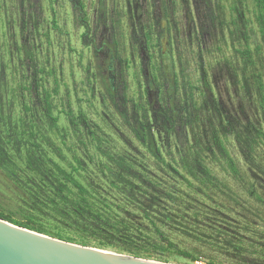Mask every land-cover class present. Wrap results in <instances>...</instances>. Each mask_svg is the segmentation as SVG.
<instances>
[{
  "label": "rangeland",
  "instance_id": "374dc122",
  "mask_svg": "<svg viewBox=\"0 0 264 264\" xmlns=\"http://www.w3.org/2000/svg\"><path fill=\"white\" fill-rule=\"evenodd\" d=\"M261 11L257 0H0V212L62 241L163 263L264 264V222L247 226L232 200L256 203L252 184L264 194V57L246 59L263 43ZM157 112L166 130L147 137L145 117ZM194 151L213 175L206 184L181 165ZM55 165L114 227L97 229L61 199L43 179ZM146 179L180 195L177 211L162 210L172 219L134 206L124 185L147 195ZM211 209L218 227L222 215L242 225L238 246L210 236L206 214L189 219Z\"/></svg>",
  "mask_w": 264,
  "mask_h": 264
},
{
  "label": "trees",
  "instance_id": "16d2710c",
  "mask_svg": "<svg viewBox=\"0 0 264 264\" xmlns=\"http://www.w3.org/2000/svg\"><path fill=\"white\" fill-rule=\"evenodd\" d=\"M257 2L259 3V6L261 7L262 11L259 14V19H260V28H261V34H262V41L263 43L259 46H257L255 49H252V57L250 56V51L247 50V55H246V59L248 60V62H251V58H252V62L254 59V55L255 56H263L264 57V0H257ZM45 101L47 105H50V101H49V95L47 94L45 96ZM197 112H193L191 115H193L195 117V114ZM145 120L148 124V132L145 133L146 136L148 137L151 133H152V129H156L159 133L162 132L163 130H166V128L162 125L163 123V117L162 115L157 112L155 113L152 117L146 115ZM190 122H193V119L190 120ZM146 132V131H145ZM138 137L140 138V140L143 143L145 142V136L141 135L139 132L137 133ZM215 140L218 141L217 137H215ZM195 142L198 144L199 140H195ZM218 148L221 152H224V157H226V161L229 163V167L230 169H228V172L233 174L234 176H236L239 171H238V167L237 164L234 163V161L231 160V157H229L228 153L225 151L223 143H219L218 144ZM154 156H156L158 159L163 160V158L161 157V153L159 152V149H151ZM197 151H194L193 155H185V157L181 158L180 161L182 162V167L183 169H186L188 171V174H190L192 177L197 178L199 177V180H201L202 184H206L208 182L209 179H213V175L210 172V168L207 167L204 162H203V157L200 153H196ZM252 152V150H251ZM247 157V161L252 165V154L250 155H246ZM75 160L79 163V165L82 164V160L78 157H75ZM56 167H50L51 174L50 177H48L47 175L43 176V179L45 178H51V185H53L54 187H56L58 189V191L60 193H62L63 195H61V199L63 201L66 202H70L71 204L74 205V208L76 211H78L79 213L83 214H87V217L93 222V224L95 225V227L97 229H103V228H110V227H114V223L109 220L108 218H104V215L102 213L101 210H98V208H96V197H92L90 195V193L88 192V190L83 187L78 181L74 180L71 175L65 170L62 169L61 167H58L57 165H55ZM175 169V168H174ZM177 172L178 176H181L182 178H185L184 175L180 174V171H178V168L175 169ZM260 172H262L264 174V168H260L258 169ZM238 177V176H237ZM146 183H150L149 186H155V188H147V195H143L142 191V186L137 185L136 184H132L129 185L128 183L125 184L124 186L128 185L131 186L130 188V192L132 193V197H133V201L135 202L136 205H134L139 211H142L145 214L146 218H149L150 214H153L154 217H157L159 221H162V217L163 218H168V219H172V215H169V213H164V211L166 209V205H168L171 210H176L177 211V207L178 204L180 202V195L178 194L177 191H171L165 188L160 187V183H157L155 181L152 180H147L146 179ZM144 182V181H143ZM69 183H72L74 185V187L77 188V193L75 194L74 198H71L70 196L66 195V191L70 192V185ZM188 184H193L190 180L188 182ZM262 186V184L260 183V187ZM250 187V185H249ZM249 193L254 197L253 199H256V203H250V202H246L244 201V203L242 204V201L239 200V197H236L234 200V204L239 205L241 207L242 212H246L244 214H242L244 221L247 223V226H259V220L261 222H264L263 219L260 218V208L264 207V194L261 192V189L259 188L258 190L255 188V186L252 184V188H250ZM150 195V196H148ZM159 208L160 211H158V213L160 215L155 214L156 209ZM195 209L197 210V207H195ZM215 209H211L210 212L207 214L205 213V211H194L192 213V215L189 216L190 218H193L195 220V222H198V220H200V218L206 214V219H211V220H218L216 221L217 223L214 224L212 222L208 223L205 219V227L207 228L208 226H211L210 230L213 232V234L210 232V236H214V237H220L223 239V242L225 241L228 246L231 247H236L237 245V241H242V233H241V224L237 223L236 220L233 219L234 222L230 221L232 220L231 218H228L226 216L222 217L224 218V222H226L227 224H224L220 227H218L220 225V219L221 218V212L220 213H216L214 212ZM162 216V217H161ZM179 217H181V214H178ZM201 216V217H199ZM0 218L2 219H6L8 221H11L17 225L26 227L28 229L31 230H36L40 233H45V231L41 228L36 227L33 224H24L21 223L15 219H12L9 215L4 214L3 212H0ZM183 219H187L188 217L186 216H182ZM230 219V220H229ZM179 222V224H181V221H177ZM239 222V221H238ZM258 224V225H257ZM226 228H223L225 227ZM195 236H198L196 233L194 234ZM212 238V237H211ZM186 256H192L189 255L187 253ZM194 258V257H192Z\"/></svg>",
  "mask_w": 264,
  "mask_h": 264
},
{
  "label": "water",
  "instance_id": "95a60500",
  "mask_svg": "<svg viewBox=\"0 0 264 264\" xmlns=\"http://www.w3.org/2000/svg\"><path fill=\"white\" fill-rule=\"evenodd\" d=\"M0 264H170L85 247L0 218Z\"/></svg>",
  "mask_w": 264,
  "mask_h": 264
},
{
  "label": "flooded vegetation",
  "instance_id": "af4514ba",
  "mask_svg": "<svg viewBox=\"0 0 264 264\" xmlns=\"http://www.w3.org/2000/svg\"><path fill=\"white\" fill-rule=\"evenodd\" d=\"M167 14H165V18H166ZM159 21H162V19H160Z\"/></svg>",
  "mask_w": 264,
  "mask_h": 264
}]
</instances>
